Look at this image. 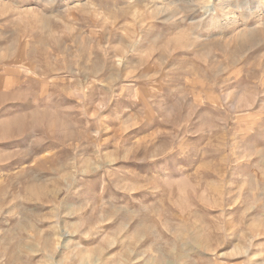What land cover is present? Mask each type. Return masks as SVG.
I'll list each match as a JSON object with an SVG mask.
<instances>
[{
	"label": "rangeland",
	"instance_id": "rangeland-1",
	"mask_svg": "<svg viewBox=\"0 0 264 264\" xmlns=\"http://www.w3.org/2000/svg\"><path fill=\"white\" fill-rule=\"evenodd\" d=\"M0 264H264V0H0Z\"/></svg>",
	"mask_w": 264,
	"mask_h": 264
}]
</instances>
